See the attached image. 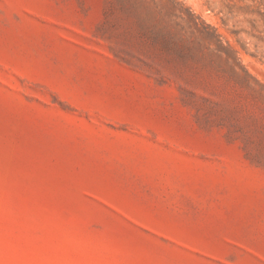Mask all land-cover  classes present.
Returning a JSON list of instances; mask_svg holds the SVG:
<instances>
[{
	"label": "rangeland",
	"instance_id": "rangeland-1",
	"mask_svg": "<svg viewBox=\"0 0 264 264\" xmlns=\"http://www.w3.org/2000/svg\"><path fill=\"white\" fill-rule=\"evenodd\" d=\"M0 264H264V0H0Z\"/></svg>",
	"mask_w": 264,
	"mask_h": 264
}]
</instances>
